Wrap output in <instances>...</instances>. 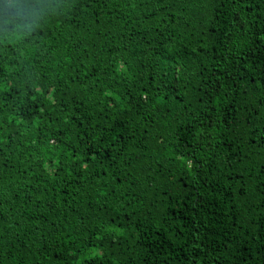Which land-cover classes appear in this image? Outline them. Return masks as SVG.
I'll return each instance as SVG.
<instances>
[{
  "label": "trees",
  "instance_id": "obj_1",
  "mask_svg": "<svg viewBox=\"0 0 264 264\" xmlns=\"http://www.w3.org/2000/svg\"><path fill=\"white\" fill-rule=\"evenodd\" d=\"M0 264H264V0H0Z\"/></svg>",
  "mask_w": 264,
  "mask_h": 264
}]
</instances>
